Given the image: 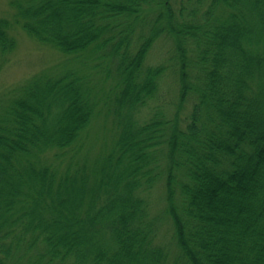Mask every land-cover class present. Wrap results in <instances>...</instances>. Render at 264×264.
I'll return each mask as SVG.
<instances>
[{"label": "trees", "instance_id": "trees-1", "mask_svg": "<svg viewBox=\"0 0 264 264\" xmlns=\"http://www.w3.org/2000/svg\"><path fill=\"white\" fill-rule=\"evenodd\" d=\"M9 5L0 72L16 28L67 60L0 92V264H264V0Z\"/></svg>", "mask_w": 264, "mask_h": 264}, {"label": "rangeland", "instance_id": "rangeland-1", "mask_svg": "<svg viewBox=\"0 0 264 264\" xmlns=\"http://www.w3.org/2000/svg\"><path fill=\"white\" fill-rule=\"evenodd\" d=\"M10 0H0V18L7 17L11 14L12 9L9 5ZM173 3L180 0H171ZM179 4L177 3L176 6ZM17 40L16 49L8 56V62L0 72V92L6 87L14 86L24 82L28 78L43 70L58 69V65L67 60V56L61 54L50 46L39 43L33 37L29 36L21 28H16L11 32ZM174 42L171 39L160 38L155 42V50L152 52V60L155 58V64L159 62L168 63L170 56L174 54ZM168 67L167 74L161 80L159 95L155 99V106L163 104L166 112H174L178 81L176 78V69ZM154 102H151L153 104ZM143 115L149 114V109H143ZM163 186L155 190V209L165 206V193ZM156 212V211H155ZM169 228V226H167ZM170 238V235L167 234ZM161 241H168L166 237H160Z\"/></svg>", "mask_w": 264, "mask_h": 264}]
</instances>
